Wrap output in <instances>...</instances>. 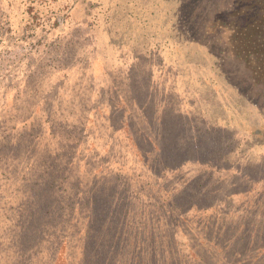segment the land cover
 <instances>
[{
	"label": "trees",
	"instance_id": "1",
	"mask_svg": "<svg viewBox=\"0 0 264 264\" xmlns=\"http://www.w3.org/2000/svg\"><path fill=\"white\" fill-rule=\"evenodd\" d=\"M66 1L0 0L2 68L10 49L21 58L40 17L61 34L75 16L91 52L68 66L72 55L45 50L0 98V197L9 207L0 225L20 227L0 264H264V0H71L84 18ZM53 64L63 83L74 69L100 82L97 99L57 102L68 114L37 108L43 83L32 78ZM49 137L70 141L61 151L91 178L88 192L56 191L71 177L56 160L31 165L17 183L20 169L4 170V156L35 155ZM95 159L103 161L97 178ZM27 187V200L14 196ZM244 187L258 192L260 206L232 211L226 200L236 197L227 194ZM12 208L18 217H8ZM66 213L77 242L52 235Z\"/></svg>",
	"mask_w": 264,
	"mask_h": 264
},
{
	"label": "rangeland",
	"instance_id": "2",
	"mask_svg": "<svg viewBox=\"0 0 264 264\" xmlns=\"http://www.w3.org/2000/svg\"><path fill=\"white\" fill-rule=\"evenodd\" d=\"M71 1V0H69ZM61 4H69L67 3L66 0H59ZM72 2V1H71ZM75 1L72 2L71 6H73V12L75 11L76 6L80 2H75L76 5L74 4ZM77 9H79L76 13L81 18H84L85 13L82 12L84 9L83 7L80 8V6H77ZM49 14V13H47ZM41 21L40 24L35 25V28L30 30V35L27 44L23 46L22 49V55L19 60H17L14 49H10V52L12 54L13 59L11 60L10 65L6 68H2V65L0 63V98H2V95H6L9 91L14 93L15 92V86L17 82L19 83L20 80H25L28 78L33 64L40 59L43 61L45 55L44 51L47 50L49 52L56 53L59 51L65 52V56L72 55L73 59L72 61L68 60L67 65H73L76 66V61L78 60H83L89 59L90 58V39L84 40V38L80 41V32L84 33V27L78 25V19H76L75 16L71 19L69 17L67 19L68 23L66 26L63 28L65 29L61 34L57 32V30L51 29L52 23H46L44 24L45 20L44 18H41L38 20ZM55 26V25H54ZM34 30V31H33ZM15 45H13V48H15ZM89 62V61H88ZM90 63V62H89ZM75 72H72L71 75L73 77L72 82H66L63 83V73L60 71H55L54 70V64L52 66H38L36 68L37 74L32 78L31 83H34L35 79L37 77L40 78V81H42V87L41 91V97L39 98L36 107L40 108L42 110H50L53 109L52 111H57L59 110V113L68 114L66 111L61 112V107L58 106L57 102L62 101L63 104L66 103H73V105L76 107L81 105L84 106L90 102H94V100L97 99L98 95L101 93V89L103 87L100 82H93L92 79L90 81L87 80V77H83V74L80 75L76 70L74 69ZM91 72V71H90ZM76 75L79 77V79L76 77ZM98 81L104 82L103 78H98L96 79ZM9 90V91H8ZM79 104V105H78ZM14 111H18V108H22V105L20 101H13L11 104ZM86 109L89 108V105L85 107ZM45 115V114H41ZM60 119V114L58 116ZM20 126H25L22 124V121L20 122ZM22 133L23 128H20ZM0 136H2V131L4 130L2 126L0 125ZM70 144V141H65L62 139L58 142L56 140H52L50 137L49 138H44V141L42 142V147L44 148L42 151V148L37 151L35 155L28 156L24 152V154L21 155L17 160H15L12 163H6L7 162V157L4 156L2 159V163L4 162V170L9 174L11 169L13 170V173H17L18 170L20 169V177L18 180H14L15 183L22 181L23 175H25L26 171L31 165H36L37 169L40 170L43 165L45 164L48 167H51L56 160L59 161L58 163L61 162L62 168L64 170L70 171L71 172V177L67 179L62 185L56 187V191L59 190V192H64L63 190L66 189L68 184L70 186H75L76 185H81L86 189V192H88V184H90L91 178H85L84 176L81 175V172L79 171V168L77 167V163L70 155H66V158L64 156L65 150L62 152V148L64 146H68ZM69 147V146H68ZM43 154V161H41L40 157ZM84 159L80 158L79 164H83ZM134 160L132 162H129L130 165H132ZM103 164V161L98 163V160L95 159V167L96 169L93 171V177L97 178V175L95 172L97 170H101V165ZM18 166V168H17ZM134 168V166H133ZM135 172L140 170V167L138 166L137 168H134ZM85 175V174H84ZM87 175V174H86ZM85 175V176H86ZM124 177L128 176L126 173L123 174ZM33 176H38V175H33ZM33 176H30L27 178H33ZM92 177V175H91ZM226 177V187H228L229 182L233 181L232 177L230 175H225ZM26 180V182H27ZM89 182V183H88ZM0 186L2 187V184L0 183ZM233 191H229L227 194L228 196H233L236 197V201L230 200V197H228V201L226 200V204H230V207L232 211L235 212H247V211H252V208L258 207L259 202H261V198L257 195L258 192H255L250 189V187H244V188H232ZM261 190V187H256V191ZM28 187L23 188L22 191L14 190V196L22 198L24 200H27V194H28ZM13 196V197H14ZM8 199V198H5ZM5 199L3 197H0V209L7 207V204H5ZM75 206L76 208L78 207V198L76 199ZM225 204V205H226ZM14 205V204H13ZM226 207V206H225ZM70 211L71 213H75V210ZM23 210V204H21V207L17 209L16 211L22 214ZM228 210V207H227ZM88 209H86V212ZM86 212L83 213L86 215ZM243 212V213H244ZM256 213H262L261 208H257L255 210ZM18 215H16L13 211V208L9 210L8 212V217L12 218ZM65 217H67L68 221L66 224L62 227H53L51 229L52 235L53 232L58 235L57 232L60 233L61 238H68L71 240L76 241L79 232L75 231L74 236L72 237L70 232L72 230H75V225L73 223V220L75 222V218H70L68 214H65ZM21 218V217H20ZM19 218V219H20ZM13 220V219H12ZM84 222H86V218L81 221V224L83 225ZM8 225L2 224L0 225V260L4 257L7 259L11 258V250L7 246V242L10 237L14 236L17 233H20V227L18 226L16 230H7ZM59 229H62L61 231ZM46 235V233H45ZM44 242V241H43ZM77 242V241H76ZM43 245V243H42ZM32 264H41V262L35 261Z\"/></svg>",
	"mask_w": 264,
	"mask_h": 264
}]
</instances>
